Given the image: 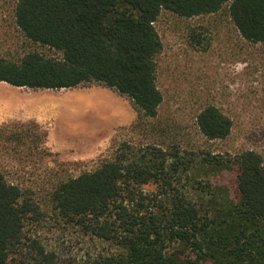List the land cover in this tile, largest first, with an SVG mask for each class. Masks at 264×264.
Masks as SVG:
<instances>
[{
  "label": "trees",
  "instance_id": "1",
  "mask_svg": "<svg viewBox=\"0 0 264 264\" xmlns=\"http://www.w3.org/2000/svg\"><path fill=\"white\" fill-rule=\"evenodd\" d=\"M222 11L246 44L244 74L263 77L243 95L263 101L264 0H0V19L7 15L30 45L57 53L0 57L1 83L107 88L131 102L136 118L129 130L151 140L139 148L118 144L77 175L52 169L56 180L42 199L0 163V264H64L29 234L47 213L110 246L81 264H264L263 153L196 155L161 146L171 137L159 119L155 23L165 13L191 19ZM233 105L218 98L202 104L196 125L207 141L231 134ZM46 138L36 123L1 126L0 159L26 166L51 157Z\"/></svg>",
  "mask_w": 264,
  "mask_h": 264
},
{
  "label": "rangeland",
  "instance_id": "2",
  "mask_svg": "<svg viewBox=\"0 0 264 264\" xmlns=\"http://www.w3.org/2000/svg\"><path fill=\"white\" fill-rule=\"evenodd\" d=\"M12 22L7 15L0 19V57L18 60L34 49L57 56L54 51L30 45ZM155 27L162 45L156 58V85L162 95L159 119L171 137H165L161 146L177 145L196 155L235 154L245 149L264 155V100L243 95L244 87L260 83L263 77L244 74L246 44L226 13L191 19L165 13ZM90 95L96 101L79 103ZM213 98L223 101L225 108L234 103L238 109L228 138L209 142L197 128L196 115L202 104ZM135 118L127 98L100 86L34 90L0 82V127L12 130L16 124L36 123L40 131L48 130L51 138L69 145L58 152L48 148L53 156L37 157L26 166L3 154L0 160L8 162L0 163L11 172L10 179L35 192L39 189L37 197L42 199L56 180L50 176L52 169L57 176L77 175L97 167L118 144L128 142L139 148L151 143L144 133L129 130ZM2 150L0 145V153ZM29 234L64 264H81L110 250L109 245L83 235L79 228L50 213L35 228L29 227Z\"/></svg>",
  "mask_w": 264,
  "mask_h": 264
},
{
  "label": "crops",
  "instance_id": "3",
  "mask_svg": "<svg viewBox=\"0 0 264 264\" xmlns=\"http://www.w3.org/2000/svg\"><path fill=\"white\" fill-rule=\"evenodd\" d=\"M16 89H21V88H18V87H14ZM79 142V141H77ZM46 147L47 148H50L51 150L53 151H59V149H63L69 145L65 144V142H60L59 140L55 139V138H51L48 130H47V138H46Z\"/></svg>",
  "mask_w": 264,
  "mask_h": 264
},
{
  "label": "bare ground",
  "instance_id": "4",
  "mask_svg": "<svg viewBox=\"0 0 264 264\" xmlns=\"http://www.w3.org/2000/svg\"><path fill=\"white\" fill-rule=\"evenodd\" d=\"M59 94H61V93H59ZM58 96V95H57ZM95 98L96 97H94V96H87V97H85L84 99H83V101L82 102H80L79 101V103L80 104H91L92 102H93V100H95ZM98 100V99H97ZM96 101V100H95Z\"/></svg>",
  "mask_w": 264,
  "mask_h": 264
},
{
  "label": "clouds",
  "instance_id": "5",
  "mask_svg": "<svg viewBox=\"0 0 264 264\" xmlns=\"http://www.w3.org/2000/svg\"><path fill=\"white\" fill-rule=\"evenodd\" d=\"M237 70H240V66L239 65H237Z\"/></svg>",
  "mask_w": 264,
  "mask_h": 264
}]
</instances>
